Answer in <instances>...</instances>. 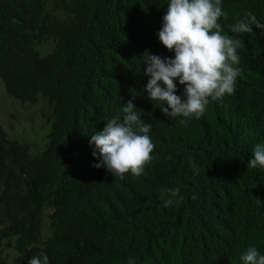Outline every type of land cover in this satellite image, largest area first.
Returning a JSON list of instances; mask_svg holds the SVG:
<instances>
[{
  "label": "trees",
  "instance_id": "16d2710c",
  "mask_svg": "<svg viewBox=\"0 0 264 264\" xmlns=\"http://www.w3.org/2000/svg\"><path fill=\"white\" fill-rule=\"evenodd\" d=\"M52 1L0 0V80L10 97L46 109L38 146L0 124V264L39 251L50 264H241L248 246L264 253V171L247 166L264 142V31H230L247 12L264 22V0H223L224 32L244 41L241 75L232 95L183 123L149 101L139 58L173 55L156 36L167 0H57L49 15ZM133 95L155 147L142 175L121 180L93 167L88 141Z\"/></svg>",
  "mask_w": 264,
  "mask_h": 264
},
{
  "label": "clouds",
  "instance_id": "9594fccd",
  "mask_svg": "<svg viewBox=\"0 0 264 264\" xmlns=\"http://www.w3.org/2000/svg\"><path fill=\"white\" fill-rule=\"evenodd\" d=\"M166 5L156 36L173 55L161 57L145 49L139 58L145 65L144 75L148 77L144 91L149 101H154L167 119L180 117L183 123L187 119H200L210 102L234 93L241 75L239 50L244 47V41L224 32L221 20L228 13L223 10V0H167ZM254 29L264 31V22L253 12L245 13L230 27L234 34H254ZM178 85L183 86L180 94H177ZM134 99L135 95L121 104L122 118L107 120L103 130L94 131L88 141L93 157L98 159L93 167L104 168L121 180L128 173L136 177L142 175L153 159L150 154L155 147L150 135L152 124L143 119L145 113L135 106ZM188 164L193 169L197 167L192 160ZM247 166L264 171V142L254 145ZM177 191L173 190L172 195ZM172 203L171 199L163 200V207ZM46 214L43 211L40 223L42 232L44 220L49 221L46 235L42 232L43 242L52 235V221ZM42 243L28 248L41 249ZM11 247L16 256L13 244ZM39 252L29 258L28 264H50L47 253ZM7 259L10 263L11 258ZM239 260L241 264H264V253L255 245L248 246ZM127 264L137 262L129 257Z\"/></svg>",
  "mask_w": 264,
  "mask_h": 264
},
{
  "label": "rangeland",
  "instance_id": "374dc122",
  "mask_svg": "<svg viewBox=\"0 0 264 264\" xmlns=\"http://www.w3.org/2000/svg\"><path fill=\"white\" fill-rule=\"evenodd\" d=\"M53 0L48 4L46 13L51 15L54 12ZM52 40H45L41 45V52L45 53L51 49ZM43 113L46 114V109L41 102L30 103L22 102L13 97H10L5 87L0 80V124L7 132V137L19 138L20 140L38 146L41 139L46 132V121ZM48 220H44L42 225V232L46 235L48 229ZM9 247V246H8ZM6 247L3 255H9L13 258L15 252L12 247Z\"/></svg>",
  "mask_w": 264,
  "mask_h": 264
},
{
  "label": "water",
  "instance_id": "95a60500",
  "mask_svg": "<svg viewBox=\"0 0 264 264\" xmlns=\"http://www.w3.org/2000/svg\"><path fill=\"white\" fill-rule=\"evenodd\" d=\"M7 261H8V259H7Z\"/></svg>",
  "mask_w": 264,
  "mask_h": 264
}]
</instances>
